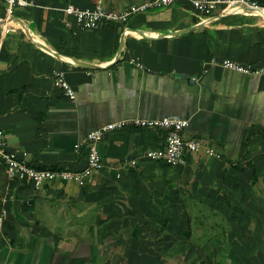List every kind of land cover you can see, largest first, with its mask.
Returning <instances> with one entry per match:
<instances>
[{"label":"crops","instance_id":"1","mask_svg":"<svg viewBox=\"0 0 264 264\" xmlns=\"http://www.w3.org/2000/svg\"><path fill=\"white\" fill-rule=\"evenodd\" d=\"M27 1L5 20L0 0V129L10 151L34 168L81 171L91 131L173 114L190 120L184 136L202 146L172 166L147 157L166 146L164 130L117 129L85 183L39 188L10 178L0 160V264H172L173 255L191 264L212 246L231 259L239 247L264 255V74L220 64L264 66V18L198 24L177 3L86 30L68 5L124 10L141 0ZM205 228L210 239L198 241Z\"/></svg>","mask_w":264,"mask_h":264},{"label":"built area","instance_id":"2","mask_svg":"<svg viewBox=\"0 0 264 264\" xmlns=\"http://www.w3.org/2000/svg\"><path fill=\"white\" fill-rule=\"evenodd\" d=\"M6 2L7 14L5 20L10 19L15 6L30 4L27 0H6ZM177 3H188L194 9L200 17L198 24H208L219 18L238 14H255L264 18V6L253 0H141L139 4H132L124 10H108L101 4L93 8H79L70 4L66 7L65 13L68 16H73L81 28L96 30L108 23H127L131 16L139 12ZM66 23L72 25L67 19ZM220 64L224 68L243 74H264L263 65H246L230 59L223 60ZM137 65L140 66L141 63L137 62ZM58 83L65 89L70 99L75 98V92L67 80L60 78ZM189 124L190 120L188 118L177 114L161 118L133 117L109 122L91 131L84 141L89 148L88 165L81 171L54 168L39 169L27 165L15 152L8 149L5 132L0 129V160L5 162L10 178L19 177L35 188L55 180H71L83 184L88 177L104 167L99 144L106 135L117 129L135 127L164 130L167 133L166 146L161 149L149 150L147 157L163 161L172 166H178L185 161V151H197L202 146L199 139L184 136L183 132ZM2 221L3 216L0 215V224Z\"/></svg>","mask_w":264,"mask_h":264},{"label":"rangeland","instance_id":"3","mask_svg":"<svg viewBox=\"0 0 264 264\" xmlns=\"http://www.w3.org/2000/svg\"><path fill=\"white\" fill-rule=\"evenodd\" d=\"M210 228H205L206 233L201 236V238L197 239L198 241L203 242L206 237V239H210L211 234L208 231ZM212 233V232H211ZM213 246L208 249L209 254L200 253V254H194L189 257H191V261L193 260L194 263L191 264H211L213 262H220L221 264H248L253 263V264H264V255L262 254H246V253H241V249L239 247V253L235 256V258L231 259V256L229 254H222V255H216V254H211L213 251ZM225 253H228L227 250H225ZM169 262L171 261L172 264H188L185 262V259L183 255H173L170 256ZM206 262V263H204ZM214 264V263H213Z\"/></svg>","mask_w":264,"mask_h":264},{"label":"water","instance_id":"4","mask_svg":"<svg viewBox=\"0 0 264 264\" xmlns=\"http://www.w3.org/2000/svg\"><path fill=\"white\" fill-rule=\"evenodd\" d=\"M84 64V66H87V67H94V65L93 64H88V63H83ZM178 75V74H177Z\"/></svg>","mask_w":264,"mask_h":264},{"label":"trees","instance_id":"5","mask_svg":"<svg viewBox=\"0 0 264 264\" xmlns=\"http://www.w3.org/2000/svg\"><path fill=\"white\" fill-rule=\"evenodd\" d=\"M208 241V239H206L204 242Z\"/></svg>","mask_w":264,"mask_h":264}]
</instances>
